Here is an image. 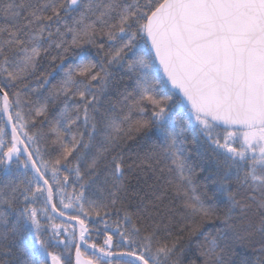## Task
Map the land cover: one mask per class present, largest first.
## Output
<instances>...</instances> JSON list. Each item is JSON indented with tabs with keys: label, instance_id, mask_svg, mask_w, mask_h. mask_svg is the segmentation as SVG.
<instances>
[{
	"label": "snow or ice",
	"instance_id": "6c2138e0",
	"mask_svg": "<svg viewBox=\"0 0 264 264\" xmlns=\"http://www.w3.org/2000/svg\"><path fill=\"white\" fill-rule=\"evenodd\" d=\"M0 13V169L7 177L0 181V249L19 240L21 253L29 257L11 264H73V247L74 264H178L174 257L183 252V237L170 239L167 225L162 238L160 225L142 232L125 214L131 227H118L117 232L127 250L116 252L112 235L103 247L89 243L81 218L91 212L100 216L107 207L86 197L87 190L95 189L115 205L127 192L126 173L153 159L170 162L169 184L184 209L181 233L205 235V222L220 223L216 237L205 235L202 264H229L225 257L235 246L253 243L257 235L255 262L241 259L240 264H264V0H11L0 6ZM86 45L95 47L97 55L103 53L102 58H90ZM53 49L54 66L39 84L51 85L49 95L41 100L40 93L30 108L36 117H44L46 135L60 149L50 165L38 146L45 134H29L22 94L37 91L25 81ZM70 52L79 56L78 63H65ZM117 69L133 81L131 91H117V102L102 111L100 97L115 87ZM60 72L62 79L52 84L49 77ZM165 85L172 91L165 94ZM18 86L23 91L11 98L7 89ZM61 98L63 107L49 120V104ZM170 103L187 111L173 116ZM193 123L217 157L216 182L227 196L226 210L197 194L195 170L184 155V134ZM153 129L162 137L159 151L143 157L137 152L135 158L125 152L127 141L139 135L150 138ZM73 161L75 166L69 167ZM82 163H87L83 172ZM13 165L25 175L30 166L33 177L18 182L12 178ZM62 170L74 174L80 188L67 203L63 191L69 176L61 180ZM54 191L61 193L63 210L53 203ZM41 197L44 208L38 209L33 205ZM49 204L60 216L66 215L64 210L78 211L69 219L79 225V242L73 243L75 232L67 228L66 239H57L60 225H52V236L44 238L40 215L52 219ZM51 241L63 244L66 252L49 251Z\"/></svg>",
	"mask_w": 264,
	"mask_h": 264
},
{
	"label": "trees",
	"instance_id": "16d2710c",
	"mask_svg": "<svg viewBox=\"0 0 264 264\" xmlns=\"http://www.w3.org/2000/svg\"><path fill=\"white\" fill-rule=\"evenodd\" d=\"M11 2V0H0V6L5 3ZM19 3L21 0H15ZM35 2V0H34ZM41 3L44 0H40ZM128 3H134L135 0H127ZM141 3L144 0H140ZM4 26V20L2 13H0V27ZM3 39V37H0ZM85 49L94 61H99L103 53L97 55V49L90 45H86ZM79 49L73 50V52H79ZM56 55V50L53 49L50 55L44 56L41 59L40 66L36 71L35 75L28 78L25 83L29 85L30 88L37 89L36 92H29L28 94H22V103L23 108L22 112L25 115L26 119L29 121L28 131L29 134H36L38 137L41 134H45L42 139L39 141V147L41 149L42 159L45 162H48L50 165L56 159L59 154V147L52 143V138L46 135L49 132V125L47 122L41 123L44 120V117H36L34 112H30V108L33 107L34 102L37 100L38 95L42 93L40 99L43 100L44 96H48V88H40L39 84L43 79V75L48 71H51L53 65L52 56ZM79 62V56L74 55L70 52L66 58V64H75ZM55 63H59V60H56ZM117 72L116 75V84L114 88H110L108 93L100 97L101 104L103 105L102 111L104 108L108 107L110 103H116L120 98L117 95L118 92H123L125 88L128 91H131L133 81L128 78V74L120 69L114 70ZM54 77H49L52 84H58L63 77V73L58 74L54 73ZM122 77V79H121ZM9 91L10 97L12 93L16 91H23L22 86L17 88L7 89ZM163 92L165 94L169 93L167 85L163 87ZM61 100H57L54 104H49L48 107V119H52V114L63 107ZM78 99V98H77ZM175 99V98H174ZM74 103L70 100L69 104ZM119 107V105H117ZM172 108L173 116L183 115L187 110L181 109L170 103ZM15 111V109H13ZM150 114V109H149ZM187 120V117H184ZM32 121L35 122V126H32ZM3 125V118H0V126ZM186 138L185 147V157L188 160V163L195 170L193 177L194 185L197 188V194L201 195L203 198L207 199L214 207L219 209L226 210L228 207L227 196L225 193L219 191V184L217 176V157L212 151L210 145L206 142L203 133L199 130L198 127L193 126L188 129L184 134ZM148 136L150 138H145L143 135L137 136L134 140H129L125 144V152L131 154L135 158V153L139 152L143 157L145 154H151L153 151H159L158 146L162 142V137L159 136V133L156 130L149 132ZM5 139H8L6 137ZM87 139V138H85ZM155 145V147H154ZM235 146H239L238 144ZM95 149H93V152ZM22 159V157H21ZM23 160V159H22ZM41 161L38 160L37 163ZM131 162V161H129ZM151 164L152 167L148 168L147 165ZM75 161L69 165V167H74ZM170 166V162L161 161L157 163L153 160H146L145 167L142 169H135L130 173H126L125 184L127 186V192L121 193L120 198L117 200L115 205H112L109 199L96 192L95 189H90L85 192L86 197L89 199H95L98 202L107 205L106 208L100 209V216H97L95 212H91L89 217L85 218L81 216L82 219H85V223L89 229L88 239L89 243H95L98 247L104 246V240L108 235L113 236V251H125L127 246L121 241L117 228L124 230L130 228L131 225L124 221L125 214L131 215L132 223H135L138 227L141 228V231L144 232L145 229H151L154 225H160V235L162 238H165V225L168 226V230L172 232V237L174 239L177 236H182L180 241V247L183 249L182 254L177 253V256L174 259H178V264H202V257L200 255L201 246H203L205 241V235L208 239H212L218 235L217 228L220 227L219 221L216 222H205L202 231L205 235H194L189 236L188 232L185 231L181 233L179 231L180 227L184 224V219L182 213L184 212L182 206V200L178 199L174 195V184H169V180L172 179V174L167 171ZM87 167V163L81 164V171L83 172ZM161 169H164L161 171ZM50 176L51 173L49 172ZM64 175L69 176V181L64 185L63 195L65 197V202L67 203V197L69 195H74L76 192L80 191L79 182L77 181L74 174H69L68 172L61 171L60 178L63 179ZM33 174L30 170L27 171L26 175L24 170L21 169L17 171L15 165H13V175L12 178L19 181H24L25 179H31ZM7 177L4 175L2 169H0V181H4ZM232 188H236L235 181L232 182ZM207 194L206 196L204 194ZM61 193L54 191L53 203L57 205V208L63 210L62 205L60 204ZM38 209L44 208L43 198H39L36 203L33 205ZM19 207V205H17ZM87 207V205H86ZM66 212V217L74 216L78 214V211L73 209L64 210ZM48 212V211H47ZM48 215H50L48 213ZM51 216V215H50ZM52 217V216H51ZM12 217H10V220ZM41 223L44 225L46 231L44 233V238L48 239L52 236V225L61 226V235L57 239L64 240L66 239V234L63 232V228H67L69 233L74 231L72 226L61 223L58 220L52 217L51 220L48 219V216H45L43 213L40 215ZM107 225V227H106ZM75 232V231H74ZM28 232H25V236H28ZM76 236V235H75ZM260 237L257 235L253 238V243L246 244L244 246L236 245L234 252H230L225 258L229 264H240L241 259H248L255 262L256 253H254V248H259ZM76 243V240L73 241ZM51 246L49 251L61 254L65 253L66 250L63 244H57L55 241L50 242ZM22 244L19 240L9 243L7 248L0 249V264H5V262H11L15 259H28L29 257H24L20 249ZM72 260L74 263L75 248L72 250ZM5 253H10L6 255ZM127 261V260H121Z\"/></svg>",
	"mask_w": 264,
	"mask_h": 264
},
{
	"label": "water",
	"instance_id": "95a60500",
	"mask_svg": "<svg viewBox=\"0 0 264 264\" xmlns=\"http://www.w3.org/2000/svg\"><path fill=\"white\" fill-rule=\"evenodd\" d=\"M167 87H168L169 91L171 92L172 89L170 88V85H167ZM185 109H186V108H185ZM186 110H187V109H186ZM8 132H9V134H10V132H11V128H10V127L8 128ZM22 159H24V157H22ZM29 170H30L31 173L34 175V172L31 170V167H30V166H29ZM47 210H48L49 214H50L53 218H55L56 220H58V221H60V222H62V223H65V224H67V225H70V226H72L73 228H75V231H76V241L79 242V240H78V238H79V225L76 223V221H74V220H70V219L67 218L66 216H60V215L58 214V212H53L50 204L47 206ZM74 259H75V255H74ZM117 259H119V260H128L129 258H128V257H122V258H121V257H118ZM73 264H74V263H73Z\"/></svg>",
	"mask_w": 264,
	"mask_h": 264
}]
</instances>
